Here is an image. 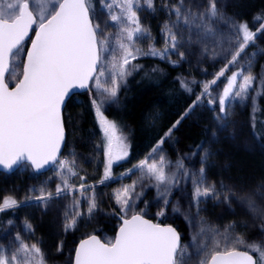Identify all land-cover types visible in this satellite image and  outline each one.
Wrapping results in <instances>:
<instances>
[{"label":"snow or ice","instance_id":"1","mask_svg":"<svg viewBox=\"0 0 264 264\" xmlns=\"http://www.w3.org/2000/svg\"><path fill=\"white\" fill-rule=\"evenodd\" d=\"M104 2V0H102ZM149 8L154 7V0H145ZM41 0H15L0 6V165L11 169L14 165L27 161L30 166L39 172L46 166L54 167L61 183L55 188V196L51 191L42 187L40 195L35 199L45 208L53 199L65 194L78 192L86 200L87 216L90 218L97 208L94 188L81 183L78 187L69 183V178L77 176L75 160L60 159L61 144L64 141V124L61 107L74 89H87L90 82L102 99H93L96 116L106 138L104 175L100 183L112 179V166L115 162L128 156V145L124 138L118 135L115 122L108 120L101 108L104 99H115L121 83L131 74V61L140 55L159 56L164 59L170 52H174L181 59L185 53L179 51L183 37L178 38L177 32L182 25L185 29H197L196 39L191 37L188 43H205L217 37H223V30L214 25L223 24L230 29V37L222 43L229 48L235 47L231 59L225 67L211 80L206 82L197 102L202 97H208V104L215 106L218 103V120L227 117V108L236 98L245 99L253 85L254 77L245 75V68H240L227 77V83L217 96L212 95V85L225 75L229 66L235 65L248 47L254 42L256 32L249 29L247 23H236L228 18L217 7L216 0H208V6L197 13L185 7L184 0H179L171 9L176 21L171 26L165 25L164 31L168 45L164 52H158L150 47L147 53L135 47V41L149 38L147 29L141 26L137 10L138 0H111L104 6L109 9V20L118 27L114 37L120 55L115 54L110 41L113 37L101 28L99 22H94L90 15L89 0H43V6L38 7ZM119 8V13L112 12L113 7ZM35 26V39L31 47L23 52V42ZM264 30V24L256 30ZM221 43V51H225ZM207 52V49H205ZM105 53H111L109 59ZM216 52L213 50V55ZM23 55L22 76L9 86V78L15 79L16 69L20 66L17 59ZM256 56L252 53L249 58ZM175 63V61H170ZM136 67V66H133ZM182 87L188 88L186 82L181 81ZM190 90V89H188ZM194 102L192 107H195ZM192 107L188 112L192 111ZM186 112L184 115H188ZM183 119V117H181ZM180 121H176L175 128ZM172 129L165 133L170 136ZM162 138L152 153L160 150ZM152 153L139 161L121 175H132L134 169L141 172L139 181H132L114 193L116 203L120 206L121 224L114 239L102 241L97 235H89L82 239L75 249L74 264H186L189 245H182L180 235L171 226H161L150 219H146L143 210H137L135 201L139 197L136 192L138 183L145 179L154 180L160 196L164 197L165 207L169 203L168 196L176 183V174L169 175L165 169L169 162L163 155L158 159ZM203 163V160L201 161ZM178 168L183 169L182 162ZM193 179V201L197 206L203 199H219L214 184H207L205 169H199V175L184 173ZM81 181L84 177H80ZM163 186V187H161ZM223 187V185L221 186ZM32 191H36L32 189ZM91 192V195L88 193ZM236 196L234 191L225 195L227 202ZM237 202L246 208L254 219L264 221V208L255 200L253 194L242 193ZM81 200L73 197V204L65 211L64 230L75 229L79 219L85 215L80 211ZM18 206L13 196L0 200V212ZM179 209H174L178 211ZM161 209L157 215H164ZM31 230L30 225H26ZM234 225H229L223 231L207 225L203 221L191 237V244L197 251L203 252L204 257L199 264H264V246L256 242H247L243 236L233 232ZM264 231V223L260 224ZM18 245L14 252L5 255L0 250V264H44L43 253L37 244L23 242L19 235ZM243 249V250H242ZM255 252L257 256L251 254Z\"/></svg>","mask_w":264,"mask_h":264},{"label":"trees","instance_id":"2","mask_svg":"<svg viewBox=\"0 0 264 264\" xmlns=\"http://www.w3.org/2000/svg\"><path fill=\"white\" fill-rule=\"evenodd\" d=\"M178 2L179 0H162L161 5L169 8L177 5ZM216 2L228 18L236 23H247L253 32L264 24V0H220V2L216 0ZM184 4L187 6L208 5V0H184ZM251 49L253 46L248 45L240 57ZM257 58L255 62L258 69L262 68L263 73L261 93L257 103L252 107L230 108L227 122L237 129L233 134L227 133L226 137L221 136L217 129L213 128L209 110H205V118L199 115L198 121L184 115L194 102H197V97L203 91L201 81L189 80L190 74L184 62L174 65L154 58L136 60L133 64L136 67L132 66L131 74L121 85L116 100L108 104L103 111L104 116L115 122L128 141L129 154L127 158L114 163L112 176L117 178L128 169H133V166L145 159L164 138L162 147L166 150L170 162L185 164L188 156L197 153V163L199 169L201 167L205 169L207 184H214L217 192L220 193L219 199L202 198L199 205L205 208L203 214L217 220L219 219L217 214L224 209L227 213L224 214L226 227L234 225L233 230L237 227L239 231L240 217L238 215L242 210L237 204L236 196L264 183V45ZM216 67L211 79L223 69L218 64ZM229 74L230 69L219 80L225 81ZM181 81L187 83V89L182 87ZM87 93L73 96L66 105L64 120L67 140L62 157L69 161L74 159L78 171L86 177L88 182L96 184L98 189L102 190L107 213L98 214L86 223L79 224L77 228L63 235L61 240L53 238L52 232L46 229L47 241L52 244L50 251L53 261H64V264H73L75 249L82 239L93 234L103 241L114 239L121 224V214L112 194L115 182L100 183L106 164V138ZM192 110L197 112L194 107ZM178 120L180 123L172 128ZM169 129H172V136L166 138L165 133ZM215 131H217L215 137L218 141L208 143L209 134ZM237 131L240 138L235 134ZM232 139L236 142L234 143ZM245 140L252 143L251 152L236 145L239 141ZM202 160L203 163H201ZM52 172L53 169L44 174H37L29 165H23L12 175L0 173V194L10 187L27 191L25 181H34L41 185L48 184V178ZM24 191L22 190L19 195L17 207L0 212V229L5 228L9 222L16 220L24 212L31 215L29 222H34L37 226L42 223L41 207L43 205L33 201L32 196ZM178 191L176 186L171 188V194L168 196L169 205L167 204L165 209L167 213L165 221L166 224L169 223L178 229L184 243L189 233L188 221L181 216H169L170 205L177 198ZM230 191H234L236 196L226 202L223 197L229 195ZM153 193L152 188L148 190L146 200L151 199ZM152 212L151 205L149 214L151 215ZM251 254L254 257L257 256L255 252ZM47 260H50V256Z\"/></svg>","mask_w":264,"mask_h":264},{"label":"rangeland","instance_id":"3","mask_svg":"<svg viewBox=\"0 0 264 264\" xmlns=\"http://www.w3.org/2000/svg\"><path fill=\"white\" fill-rule=\"evenodd\" d=\"M220 2V0H217ZM9 2H15V0H0V6L6 7L7 3ZM111 2V0H89L91 11L90 15L94 18V22H99L102 29L105 30L107 34H110L113 39H111L110 44L111 48L115 50V54L117 56L120 55V52L117 48L116 40L114 37L118 33V27L113 25L112 22L109 20V9H107L104 4ZM159 2V3H158ZM156 2L154 0V7L149 8L145 2V0H138L139 3V9L137 10V15L139 17L141 26L148 30L150 36L149 38H143L135 41V47L140 48L143 52L147 53L149 51L150 47H154L158 52H164L165 48L168 46L166 44L167 36L164 31V26L167 24L171 26L173 22L176 21V17L174 14H171L172 7H162V0H159ZM185 7L190 8L193 12H201L204 9L207 8L208 5L206 4H200L199 6H187V4H184ZM43 6V0H41V4L38 5V7ZM218 9H220L222 12L223 9L220 8L217 4ZM166 8H168L166 10ZM112 12L119 13L120 9L116 8L115 6L111 10ZM216 28L223 30V37H217L216 41H213L212 39L207 40L205 43H188L189 38L191 37L193 40L196 39V33L197 29H185L182 25L179 27V30L176 28H173V31L177 32L178 38L180 36L183 37V40L181 41V45L179 48V51H183L185 53V56L183 59L179 57L174 52H170L166 58L162 59L159 56H152V55H140L137 59L131 61V65L129 66L130 69H132V66L134 62L141 58H154V59H160L163 61H166L168 63L178 65L182 64L184 62L187 65L190 79L189 80H197L202 82V88L204 87V84L206 82H210L211 77L215 73L216 65L222 66L221 68L225 67V64L227 63V60L231 59V53L234 52L235 47L229 48L227 43H222L223 41H226L230 37V29L225 28L223 24H215ZM221 43L225 51H221ZM251 46H253V49L251 51L245 53L242 57L238 58V61L235 65L229 66L228 70L230 69L231 76L233 72L237 71L240 68H245V75L251 74L255 79L253 81L252 87L249 89V92L247 94V98L241 99L236 98L231 101L230 105L227 108V117L230 113V108L234 106H238L241 108L245 107H252L257 103L258 97L262 90V84H263V73L262 68L258 69L259 67L256 64V60H258L257 55L261 51L262 46L264 45V30L257 32L256 31V37L254 42H250ZM29 47V43L25 44L23 46V52L26 53L27 49ZM205 49H207V52H205ZM213 50H215L216 54L213 55ZM252 53H256V56L251 59V66L249 67V58L251 57ZM105 55L110 59L111 53H105ZM23 55H21L17 59V63L20 65L16 71L18 75L15 77V79L9 78L8 82L9 85H14L15 82L21 78L22 76V64ZM170 61H175V63H172ZM213 64H216L213 66ZM226 71V72H227ZM127 77V76H126ZM126 79V78H125ZM227 83V79L225 81L218 80L215 85H212V95L217 96L220 94L224 88V86ZM123 82L121 83V85ZM121 87V86H120ZM120 89V88H119ZM119 91V90H118ZM88 96L92 102L93 99H97L98 102L101 97L97 95V90L92 86H90V90L88 91ZM116 100L112 99H104L103 105H102V112L107 107L108 104L114 102ZM208 97H202L199 102L195 104L194 109L196 111H191L188 113L187 116H190L192 120L198 121V116L205 118V110H209L211 113V121L213 123V128L217 129L219 134L221 136L227 135V133L231 132L232 134L234 131H236L237 127L227 122L228 118H222L223 124L226 125V127L221 126V121L217 119L219 114V106L218 103L213 106L208 104ZM93 105V104H92ZM94 108V106H93ZM95 110V108H94ZM96 114V112H95ZM97 117V116H96ZM209 117V116H208ZM118 129V128H117ZM212 132V134H209L208 143H215L218 141V138L215 137L216 132ZM236 136L240 138L239 131L235 132ZM118 135H121L124 138V142L128 145L127 138L118 129ZM172 133L170 136H167L166 138H171ZM226 137V136H225ZM233 140V139H232ZM235 143L236 140H233ZM242 142V143H241ZM239 141L236 143V145L242 147L245 151H252L253 146L250 141ZM152 153V152H151ZM153 157L158 159L160 155H163L165 159L169 162V166L165 169L169 175L172 173L176 174V183L173 187H178V196L177 198L171 203L170 205V214L169 216H181L184 217L188 221V236L187 240L182 245H189L188 247V255L185 257L186 264H199V260L204 257L203 252L197 251L195 249V246L191 244V237L198 232L199 227L201 225V222L203 221L207 225H210L216 229H219L220 231H223L224 228H226V217L227 214L224 209H221L219 211L218 217L219 219H214L212 217H206L204 213V206L198 205L199 212L197 213V206L194 204L193 201V193H194V183L192 178H189V176H186L184 173L187 172L189 174H196L199 175V166L197 163V153L196 155L188 156L186 158V163L183 164L184 168L180 169L178 168V162L172 163L169 161L168 155L166 150L160 146V150H158L156 153H152ZM149 156V155H148ZM147 156V157H148ZM66 160H68L66 158ZM121 161V160H120ZM114 165V164H113ZM75 171L78 173L77 176L70 177L69 183L76 185L77 187L84 183L85 185H91L94 188L95 196H96V202H97V208L93 212L92 216L89 218L87 216V207L88 204L84 198L80 197L79 193L74 191L72 194H65L61 196L58 199H53L49 205L45 208L44 206L41 207V224L37 226L34 222H29V217L31 215L28 212H24L23 214H20L16 220H13L7 224L5 228L0 229V250H3L5 255H10L12 252L15 251L18 241L16 240L17 235H19L20 239L31 245L33 243L37 244L38 247L41 248L43 253V259L44 264H64V261H53V258L51 257V247L52 244L47 241L48 235L46 234V229L48 228L50 232H52L53 238L57 240H61L63 235L65 236L67 232L72 231H65L64 230V224H65V211L73 204V197L79 198L81 200L80 204V211L85 213L84 216H82L76 227L79 226V224L86 223V221H89L91 218L98 214H105L107 213V208L104 204V195L102 194V190L98 189L96 184H93L91 182H88L86 177L78 171V169L75 167ZM84 177V180L81 181L80 177ZM141 176V172L138 169H134V174L132 175H121L117 178H113L110 180L105 181L104 183H110L115 182V185L113 186L112 194L114 197V193L122 188L124 185L131 184L132 181H139ZM49 183L45 185L34 183V181H25V185L27 186V191H24V189H20L17 187H10L7 188L5 191H3L0 194V200L2 198L7 196H13L14 198L19 199V195H21L22 190L25 193H29V196H32V200L35 202L37 201L34 197L35 195H40V189L43 187L44 190L51 191L53 195L55 196V188L58 183H61L60 179L56 175V170L53 168L52 175L48 178ZM41 183V182H39ZM44 184V183H43ZM102 184V183H101ZM261 184V185H260ZM257 186H254L253 188L247 189L244 193H250L253 194L256 202L264 208V183H260ZM163 187V186H161ZM172 187V188H173ZM154 190L152 198L146 200V195L148 190L150 189ZM32 189H35L36 191H32ZM136 192L139 193L138 199L135 201V207L136 209L143 210V214L147 217L149 216L150 219L155 221L159 224H166V211L164 212V215H157L161 211V209H166L165 205L163 204L164 197L160 196L158 188L156 186V182L154 180H147L145 179L142 183H138L136 187ZM88 195H91V192L88 193ZM240 195L236 196V200ZM168 198V197H167ZM213 199V198H211ZM31 201V202H33ZM114 202L120 211V206L116 203L115 198ZM239 207H241V212L238 215L240 217L238 221V225L240 227V230L238 231L237 227L235 230H233L234 234L241 235L247 242H256L258 244H261L264 246V231H261L260 224L264 223V221H261L259 219H254L253 215L250 214L248 211H246V208L242 206L240 203H237ZM19 205V204H18ZM21 205V204H20ZM153 206V212L150 213V206ZM169 205V204H168ZM179 209L178 211H174V209ZM121 214V213H120ZM225 214V215H224ZM237 217V218H238ZM32 218V217H31ZM26 225L31 226V230H28L26 228ZM166 225H171L167 223ZM236 225V226H238ZM74 230V229H73ZM61 244V241H60ZM50 256V260L47 259Z\"/></svg>","mask_w":264,"mask_h":264},{"label":"water","instance_id":"4","mask_svg":"<svg viewBox=\"0 0 264 264\" xmlns=\"http://www.w3.org/2000/svg\"><path fill=\"white\" fill-rule=\"evenodd\" d=\"M35 39V26H33V30L29 32V35L25 38L24 42H23V46L27 43H29V47L28 49L31 47V42L32 40ZM10 87H14V85H9ZM90 86H91V82H90V85H89V88L87 89H74L71 94L66 97L65 99V102L64 104L62 105L61 107V114H62V119H63V124H64V141L62 142L61 144V148H60V153H59V158H61L63 152H64V149H65V145H66V140H67V131H66V127H65V120H64V112H65V108H66V105L68 103V101L75 95H79V94H84V93H87L89 90H90ZM23 165H29L30 164L25 161L23 163H20V164H17V165H14L11 169H7V168H4L2 165H0V173L2 174H6V175H12L14 174L16 171H18ZM31 167V166H30ZM32 168V167H31ZM53 167L51 166H46L45 168L41 169L39 172H37L36 170H34L32 168V170L37 173V174H44V173H47L49 172ZM146 219H150L148 217L145 216ZM152 220V219H150ZM153 221V220H152ZM122 222V221H121ZM154 223H156L155 221H153ZM161 226H171L173 228L176 229V231L179 233L180 235V242L181 244H183V241H182V235L181 233L178 231V229L176 227H174L173 225H165V224H161ZM119 229V228H118ZM118 232V231H117ZM117 234V233H116ZM116 236V235H115ZM86 239V238H85ZM103 241V240H102ZM255 258V257H254ZM73 264H74V260H73Z\"/></svg>","mask_w":264,"mask_h":264},{"label":"built area","instance_id":"5","mask_svg":"<svg viewBox=\"0 0 264 264\" xmlns=\"http://www.w3.org/2000/svg\"><path fill=\"white\" fill-rule=\"evenodd\" d=\"M63 159H65V158H63Z\"/></svg>","mask_w":264,"mask_h":264}]
</instances>
